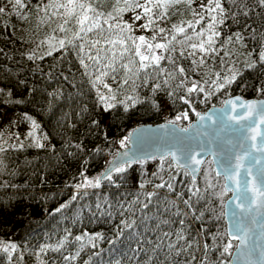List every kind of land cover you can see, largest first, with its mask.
Returning a JSON list of instances; mask_svg holds the SVG:
<instances>
[{
    "label": "trees",
    "instance_id": "obj_1",
    "mask_svg": "<svg viewBox=\"0 0 264 264\" xmlns=\"http://www.w3.org/2000/svg\"><path fill=\"white\" fill-rule=\"evenodd\" d=\"M51 2L24 0L25 7L20 11L27 19H23L15 14L9 0H0V7L6 8L0 15V145L6 149L0 152V241L17 246L11 260L0 251V264H110L115 260H120L121 264H201L202 261L220 264L223 260L228 264L235 247V242L227 238L223 218V205L229 194L224 190L223 179L215 174L209 163L210 159L204 161L196 177V187L200 189L198 195L203 199L192 196L189 191L192 187L190 176L174 167L169 168L167 161L161 169L159 159L125 165L123 173L113 172L112 180H103L99 188L77 189L75 185L83 183L84 177L99 176L120 150L116 148L118 142L125 140L138 126L168 122L186 112L188 119L176 122L178 127L186 128L197 113L220 107L230 97L264 100V91H260L264 89V64L259 61L264 49V8L257 0H237L235 4L221 0L226 16L224 23L215 28L220 33L214 37V47L218 51L205 54L188 45L207 40V25L212 23L210 16L218 13L209 14L204 9L192 17L185 9L177 11L169 6L163 23L165 31L158 38L159 43L168 44V50L161 53L165 59L159 62L164 73L160 74L159 68H149L147 84L143 72L139 79L134 77L135 84L130 80L121 88L117 100L113 101L116 106L106 112L96 89L91 86L89 74L80 63V57L84 56L89 65L88 73L95 71L86 54L89 51L96 54V49H90L88 42L100 39V34L94 30L84 40L73 39L79 29L76 15L81 9L77 7L76 15L65 24L67 17L51 10ZM82 2L103 12L105 18L111 12L115 19H110V24L128 23L134 12L124 11L118 15L114 9L125 5H117L116 0ZM44 5H49L47 10ZM241 8L249 15L244 16ZM232 13H237L235 19ZM196 20L200 23L196 24ZM189 21L194 28L188 27ZM101 23L105 30L103 35L108 36V25ZM60 25L65 31L60 30ZM173 25L183 27L185 33L177 34ZM202 30L204 36L198 37L196 33ZM112 31L118 32V29ZM237 32L242 37L240 42H236L234 36ZM130 34L138 36L133 27ZM172 35H176V40H171ZM185 36L192 39L186 41ZM229 36L233 41L225 44ZM47 37L57 40L55 50H51V55L47 54L49 51L34 55V49ZM61 39L65 40L64 48L59 46ZM70 39L77 46L84 43V53L68 44ZM101 46L110 47L104 45L103 40L97 47ZM192 52L195 55H189ZM29 56L33 58L29 59ZM169 56L173 62L167 59ZM201 58L204 60L202 66L193 64V60L199 64ZM249 60L256 61L255 68L247 67ZM116 67L117 72L113 75L117 76L118 83L123 77V69L119 64ZM177 67H183L186 75L176 72ZM170 72L175 73V80L168 76ZM233 72L239 73L235 81L217 91L212 84L217 80L216 74L220 77L217 83L222 84ZM165 79H168L167 85L163 83ZM182 80L187 81L185 88H177ZM192 81L202 84L205 91L187 96L186 87L191 86ZM105 82L114 89L117 87L109 77H105ZM157 83L160 88L153 92ZM103 91L107 92L106 89ZM170 91L174 92L173 97H169ZM205 93L211 95L205 98ZM129 95L139 97L143 102L125 111L118 101ZM180 96H186L191 104L183 103ZM29 132H33L35 140L44 147H36ZM124 147H127V140ZM160 177L172 183L174 191L170 192L167 187L156 188V184L163 182ZM207 181L214 187L205 191ZM142 183L143 188L140 187ZM153 192L156 195L149 201L147 194ZM73 196H76L75 200ZM189 197L191 208L183 203ZM65 204L67 207L60 212L55 211ZM178 211L180 215H176ZM201 211L204 216L196 219ZM122 221H134L133 227L125 229ZM120 229L124 230L118 236ZM85 233L92 236L99 233L103 238L94 240L92 243L96 247H93L88 236H84L85 247L80 255L74 261H64L63 256L74 255L79 248L81 242H76L75 236ZM177 233L184 239H179ZM65 236L68 239L59 252L51 248L40 251L41 246H55ZM229 242L233 247L221 256L224 244ZM170 243L176 247L170 249ZM205 244L209 246L207 255ZM177 250H180L179 255Z\"/></svg>",
    "mask_w": 264,
    "mask_h": 264
},
{
    "label": "snow or ice",
    "instance_id": "obj_2",
    "mask_svg": "<svg viewBox=\"0 0 264 264\" xmlns=\"http://www.w3.org/2000/svg\"><path fill=\"white\" fill-rule=\"evenodd\" d=\"M188 3L190 6L191 0H145V3H140V0H116V4L119 5L120 3H123L125 5L124 8H115V12L119 15L120 13L124 11H135L136 8L143 9V16L147 17V22L140 25V27L144 29H150L154 24L155 20L153 19L154 16H156V19H159L160 17H163L166 15V11H161L159 15H157L153 9L159 8V9H167L169 6L179 4V3ZM231 3L235 4L237 0H230ZM257 3L261 8H264V0H257ZM9 4L12 6V8L15 11V14L18 16H22L23 19H27V15L23 14L20 10L25 7L24 0H9ZM49 5H44V10H47ZM77 7L81 9V13L79 15H76V9ZM202 8H205L209 14L212 12H217L218 15H211V21L212 23L207 25V31L209 35L207 36V40H201L199 44H190L188 45L192 49H199L201 53H209V52H217L218 50L214 47L215 40L214 37H218L220 33L215 30L217 24H223L224 18L226 16V9L222 6L221 0H208V5H201ZM57 8H64L65 9V16L67 17L64 20V23H68L69 19H71L74 15H76V23L79 25L78 31H76L73 34V39H80L84 40L87 37V34L90 32H93L94 30H98L100 34V39H97L95 41H90L89 48L90 49H96V54L92 55L91 51H89L87 55V59L93 63L95 66V71L93 73H88L89 65L85 63L84 56L80 57V63L85 68L86 74H89L90 76V83L93 89H96V95L98 97L99 102L101 103L103 110L108 111L109 109L116 106L113 101L117 100V93L121 88H124L125 85L129 84V81L131 80L133 84H135L136 79L140 78V74L143 72L145 74L144 83H148V72L147 70L149 68H159L160 74L164 73V69L160 68L159 62L162 59H165L163 55L158 54L155 50L157 49H163L168 50V44L165 43H153V41L156 40V36L153 35L150 39H147L145 36H132L130 33L132 32V25L123 22V23H116V24H110V19H115L113 17V14L111 12L107 13V18H105V14L103 12L98 11L97 9L93 8L91 4L85 5V3L82 2V0H67L66 3H60L57 5ZM6 12L5 7H0V15H3ZM93 13L94 15L89 16L88 13ZM241 12L244 16H248L249 12L244 11L243 8H241ZM195 14V13H194ZM237 13H232V18H236ZM134 21H139L141 19V15L137 14L133 18ZM201 19H203V15L201 14ZM91 21L89 24L88 22ZM101 21H103V24H107L109 28V34L108 36H104V28L102 26ZM196 24L200 23V20L195 21ZM87 25V27H86ZM189 28H194V25L191 21L188 22ZM113 29H118V32H113ZM173 29L177 34L185 33V29L183 27H177L176 25H173ZM60 30L65 31L63 25H60ZM165 30L163 28L159 29V32L163 33ZM127 32L129 35L125 36L124 33ZM81 33L84 35L81 36ZM205 34L204 30L200 31L199 33H196L198 37H203ZM236 38V42H240L242 37L239 32L234 34ZM166 39V37H165ZM192 39L191 36H185L186 41H190ZM103 40L104 45H110V47L101 46L97 47L98 45H101V41ZM171 40H176V35H172ZM128 41L131 42V44H128ZM233 38L229 36L227 40L224 41L225 44L232 43ZM43 43V41L41 42ZM68 44L72 45L74 48H79V53H84L85 50V44L81 43L80 45L73 44V40L70 39L67 41ZM171 43V41H169ZM205 44L207 47H205ZM60 48L65 47V40L61 39L59 41ZM119 46V47H117ZM53 50H55L53 48ZM103 53L104 55H101ZM48 55H51V51L47 53ZM183 54V53H181ZM189 55H195V52L190 53ZM225 55H228L227 52H225ZM32 56H29V59H32ZM167 59L170 62L172 61V57L169 56ZM126 60V62H125ZM260 63L264 64V49L260 52L259 57ZM119 64L120 69H123V77L120 79V81L117 83V76L113 75V73L117 72L116 65ZM193 64H196L197 67L202 66L204 64L203 58L200 59L199 64H197L196 60H193ZM248 68H255L256 67V61L249 60L246 62ZM110 69V71H109ZM176 72H178L180 75L184 76L186 75L185 69L183 67H177ZM229 71H232L231 69ZM238 72H233L231 76H227L224 78V83L219 84L217 81L220 79L219 74L217 75V80L212 81V84L216 86V90L218 91L220 88L225 87L226 85H230L232 82L235 81L236 76L238 75ZM168 76L175 80L176 76L175 73L170 72L168 73ZM94 77V78H93ZM105 77H109L112 79L114 83H117V87L114 89L111 87L108 83L105 82ZM136 79H133V78ZM165 85L168 84V79H165L163 81ZM187 81L182 80L180 83L176 85L177 88H185ZM207 83V81L205 82ZM106 89L107 92H102L100 89ZM160 88V84L157 83L153 87V92H155L157 89ZM134 90V89H133ZM204 86L202 84H199L196 81L191 82V86L186 87V95L190 96L192 93H200L204 92ZM260 91H264V89H261ZM169 97L174 96V92L170 91L168 92ZM211 93H205V98L210 96ZM179 99L183 101L185 104H191L190 100L186 98V96H180ZM240 98L237 97L236 100H239ZM131 102L129 104L128 102ZM143 101L139 100V97L129 95L125 98V100H120L118 103L122 104L124 106L125 111L128 110V108L134 107L137 103H141ZM225 105H230L231 107L224 108L222 110L221 119L226 118L227 121H232L236 124H240L241 121H250L248 125H242V127H248L253 128V125L255 123V118L258 117L259 123L264 124V101L260 102H243L241 101L240 107L245 109L246 111L243 113L238 114L237 116H232L229 114V112H236V101L235 100H227L224 101ZM156 105L153 103V107ZM197 116L200 120H204L205 118L211 120L212 116H200L199 113H197ZM188 119V114L181 113L180 115L176 116L174 120H169L167 123L169 125H176V122L181 119ZM33 128L36 127L35 121L32 122ZM161 127H164V125H161ZM181 132H187L188 128H180ZM131 135V133L129 134ZM29 137H33L34 144L38 148L44 147L42 143H40L38 140H35L34 133L29 132ZM254 138V137H253ZM127 138L125 140H122L121 146H124L126 143ZM23 147V145H20ZM11 147H15V145H12ZM77 148L80 147V145H76ZM6 149L3 147V145H0V152L5 151ZM261 151H264V144L261 145L260 149ZM127 155V154H125ZM199 156V152H196L195 150H187L183 151L180 154H178L175 151L169 150L168 152L161 153L159 157L153 156L152 159H159L160 161V168L162 169L166 163L168 162L169 168H177L181 170L185 176H191L192 177V187L189 189V191L192 192V196H197L198 199H203V196L198 195L200 193V189L196 187V173L199 172V166L204 162L201 159H197ZM241 160L242 157H237V162L235 165V173L226 175V180H231L233 184H238L239 181L236 180V175L239 174V168L241 166ZM140 163L143 164L144 160L140 159L138 157H129L127 160L123 161V163L116 162L113 163L112 161H109V164L112 165L111 168L106 169L104 172L100 173L99 176L89 179L87 177H84L83 183L75 185L77 189H80L82 187H95L99 188L101 186V182L103 180H112V173H123L125 171V165L131 166V164ZM258 162V161H257ZM2 163V162H0ZM211 164L212 161H209ZM247 172H251V168L247 169ZM83 176V174H81ZM153 175H157L154 173ZM207 176V173H205ZM219 175V172L217 173ZM160 179L163 181V177H160ZM172 179L174 180L175 177L172 176ZM260 179L261 184L259 187H256L255 185H252V187L245 186L243 191L240 193L239 196L236 197V199L240 200V203H236L235 207L237 209H242L244 211L250 212L252 208L256 207H264V201H261L258 205L256 202V199L250 198L247 193L253 192L254 194H259L260 196H264V172L260 173ZM248 184H251V181L247 182ZM141 188L144 187V184L142 183L140 185ZM156 188H165L172 192L174 191V187L172 183H169L167 181H163L160 184L155 185ZM213 184L211 181H207V188L208 189L213 188ZM193 189H195L193 191ZM225 192L227 191H233L234 195H236L237 192H240V189H233L230 185L225 184L224 186ZM156 195V193H148L147 199L151 201V198ZM220 195V194H216ZM180 197V194L177 193V198ZM73 200L76 199V196L72 197ZM191 197L189 199H186L183 201V203L191 208L190 204ZM171 203V202H169ZM147 205H145L146 207ZM67 207V205H61L59 208H57L55 211L60 212L63 208ZM100 205H97V208H99ZM103 214V213H101ZM110 215V213H109ZM176 215H180L179 211L176 213ZM235 215V213H233ZM204 216V212L201 211L199 216H196V219H201ZM125 229H130L133 227V223H128L127 221H122ZM163 223H168V221H163ZM181 224L184 223V220L181 219ZM124 229H120L117 233V235H122ZM242 231L241 227L236 225L234 226V231L228 233L229 240L232 239H239L241 244L245 242V238L248 236L247 230H244V236L241 237L238 235ZM165 236L168 235V233L164 234ZM84 236H88V242L92 244L93 247H96L94 243H92L96 239H102V235L97 233L95 236L89 235L87 233L83 235H77L75 236L76 242H81L79 245V248L75 252L74 255H65L63 256L64 261H74L79 255L80 252L85 247L83 243ZM177 236L179 239H184V236L180 233H177ZM216 237L214 236L213 239ZM67 236H65L63 239H61L57 245L51 246V245H44L41 246L40 251H45L46 248H51L54 252H59L62 248H64L65 243L67 241ZM15 244H4V242L0 241V251L6 253L8 255L9 260H11L12 252L16 250ZM168 247L170 249H174L176 246L175 244H169ZM188 247H191V244L188 245ZM233 247L231 242L224 244L223 251L221 252V256H223L225 253H229V250ZM239 247V245H237ZM186 250V249H185ZM205 255H207V252L209 250V246L207 244L204 245ZM133 252H136V249H132ZM126 254V253H125ZM177 255L180 254V250H177ZM129 259H132V257H129ZM195 259V257H193ZM87 264V262H86ZM110 264H121L120 260H115L114 262H110ZM201 264H204L202 261ZM220 264H225V261L221 260Z\"/></svg>",
    "mask_w": 264,
    "mask_h": 264
},
{
    "label": "water",
    "instance_id": "obj_3",
    "mask_svg": "<svg viewBox=\"0 0 264 264\" xmlns=\"http://www.w3.org/2000/svg\"><path fill=\"white\" fill-rule=\"evenodd\" d=\"M237 97L239 96L225 100L236 101V112H229L232 116L246 111L240 107L241 101H264L244 100L240 97L236 100ZM226 107L231 106L223 103L220 107H210L199 113L200 116H212V119L200 120L196 115L193 122L186 127L187 132H181L180 127L169 125L167 122L138 126L130 132L131 135H128L127 147L120 149L111 161L123 163L133 156L149 160L169 150L178 154L187 150H195L199 152L197 159L202 161L210 159L215 174L219 172L217 176L223 179V186L228 184L233 189H240L236 195L233 191H227L229 196L223 205V218L228 240V233L233 232L236 225L242 229L238 233L239 236H244V230L248 232L243 244L239 239L229 240L235 242V247L230 254L228 264H264V207L252 208L250 212L235 207L236 203L241 202L236 197L240 195L245 186L259 187L261 184L260 173L264 172V151L259 149L264 144V124L259 123L258 117L255 118L253 128L242 127V125H248L250 121H241L240 124H236L227 121L226 118L221 119L222 110ZM237 157H242L239 174L236 175L239 183L233 184L231 180H226L225 176L235 173ZM111 167L112 165L108 163L102 172ZM249 168H251L250 173L247 172ZM197 175L198 173L196 177ZM249 181L251 184L247 183ZM247 195L250 198L254 197L258 205L264 201V196L251 191Z\"/></svg>",
    "mask_w": 264,
    "mask_h": 264
},
{
    "label": "rangeland",
    "instance_id": "obj_4",
    "mask_svg": "<svg viewBox=\"0 0 264 264\" xmlns=\"http://www.w3.org/2000/svg\"><path fill=\"white\" fill-rule=\"evenodd\" d=\"M67 0H52V2L50 3V8L53 11H57V12H61L62 14L65 13V9L64 8H57V5L60 3H66ZM140 3H145V0H140ZM201 5H208V0H191L190 6L188 3H179V4H175L172 5L170 7H174L177 11L179 9H185L188 12H190V14H192V17H195L197 14H199L200 12H202L205 8H202ZM153 11L159 15V13L161 11H168V8L165 9H159V8H154ZM195 13V14H194ZM140 14L141 15V19L139 21H134V17L135 15ZM165 18L166 15H164L163 17H160L159 19H156V16L153 17V19L155 20V24L150 28V29H144L142 27H140V25L144 24L147 22V17L143 16V9L141 8H136V10L132 13V16L129 18V24L132 25V27L135 29L136 33L138 34V36H145L147 39H150L153 35L156 36V40L153 41V43H159L158 38L161 35V32H159L160 28L165 29V25L163 24L165 22ZM137 36V37H138ZM58 45L57 40H55L52 37H47L43 43H41L38 47H36L34 49L33 54L34 55H41L44 54L48 51L53 50V48H56ZM163 49H157L155 50L158 54L161 55ZM100 91H103V88L100 89ZM121 141L118 142L116 148L118 149H122L121 146Z\"/></svg>",
    "mask_w": 264,
    "mask_h": 264
}]
</instances>
